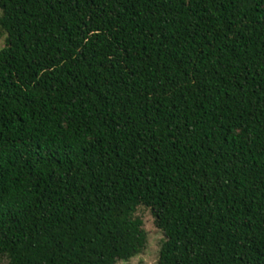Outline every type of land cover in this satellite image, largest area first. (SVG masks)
Wrapping results in <instances>:
<instances>
[{"label": "trees", "instance_id": "16d2710c", "mask_svg": "<svg viewBox=\"0 0 264 264\" xmlns=\"http://www.w3.org/2000/svg\"><path fill=\"white\" fill-rule=\"evenodd\" d=\"M0 10V258L264 264V0Z\"/></svg>", "mask_w": 264, "mask_h": 264}, {"label": "rangeland", "instance_id": "374dc122", "mask_svg": "<svg viewBox=\"0 0 264 264\" xmlns=\"http://www.w3.org/2000/svg\"><path fill=\"white\" fill-rule=\"evenodd\" d=\"M1 14L0 10V16ZM5 39L6 35L0 29V49L5 46ZM136 216L143 221V227L147 234V246L141 254L129 261H121L118 264H158L161 245L165 239L164 234L157 228L155 218L150 209L139 207ZM0 264H9L8 259L0 258Z\"/></svg>", "mask_w": 264, "mask_h": 264}]
</instances>
